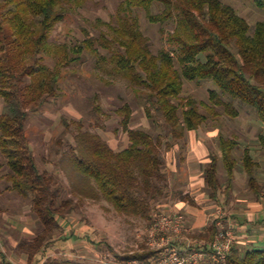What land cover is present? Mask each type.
<instances>
[{
	"label": "trees",
	"instance_id": "16d2710c",
	"mask_svg": "<svg viewBox=\"0 0 264 264\" xmlns=\"http://www.w3.org/2000/svg\"><path fill=\"white\" fill-rule=\"evenodd\" d=\"M86 1L0 0V96L4 101L0 154L10 168L5 178L11 189L31 199L32 210L43 226L32 240L18 245L31 264H75L70 258L50 253L53 244L66 246L68 238L57 237L56 232L77 203L71 197L63 198L64 187L54 173L40 170L30 146L27 120L30 112L41 110L61 95L65 69L82 59L85 51L98 66L110 64L115 74L129 82L147 116L154 120V113L160 114L166 126V134L131 127L133 109L126 104L121 110L125 112L122 123L129 144L117 151L100 133L84 130L79 122L69 161L82 183L80 192L84 198H104L119 213L151 224L170 187L163 149L183 146L187 131L197 130L222 112L238 117L236 101L250 106L264 126V21H258L252 31L248 20L223 0H121L107 23L108 36L87 31L78 43L54 44L52 31ZM257 4L264 7V0H257ZM156 5L160 10L155 13ZM140 10L149 21L163 25L166 47L159 54L153 52L150 38L140 27ZM165 26L172 29L165 32ZM48 58L54 61L53 66ZM205 79L213 80L219 88L209 89L207 101L184 95L185 81ZM63 122L68 126L65 117ZM218 144L227 177L225 190L229 192L240 143L220 133ZM259 144L264 146V132ZM242 163L251 189L260 196V163L250 148L245 149ZM204 173L215 198L226 183L216 155ZM217 232L218 227L212 224L197 236L210 244ZM154 253L146 249L120 259L149 258ZM0 258L2 264H14L1 248ZM227 264H264V249L241 250L233 244Z\"/></svg>",
	"mask_w": 264,
	"mask_h": 264
},
{
	"label": "rangeland",
	"instance_id": "374dc122",
	"mask_svg": "<svg viewBox=\"0 0 264 264\" xmlns=\"http://www.w3.org/2000/svg\"><path fill=\"white\" fill-rule=\"evenodd\" d=\"M120 2L121 0H87L83 7L56 26L51 33L52 42L78 43L85 38L87 31L95 36L102 33L109 35L107 23L112 21ZM223 2L233 6L245 17L252 31L258 21H264V7L258 6L257 0ZM159 10L160 6L156 5L154 12ZM137 13L141 29L150 38L153 52L159 54L166 47V39L161 32L163 25L149 21L144 11ZM164 29L168 32L172 27L165 26ZM101 51L107 55L105 49ZM48 62L53 66L52 58H48ZM104 64L98 66L96 59L85 51L82 59L65 69L61 80V95L50 99L41 110L30 112L27 120L30 146L40 170L54 173L64 187L63 198L71 197L77 203L76 210L61 220L63 227L56 232L57 237L64 239L74 236L72 245L61 247L53 244L50 253L70 258L75 264H129L138 257L127 260H121L120 257L133 256L149 249L146 241L149 224L144 219L119 213L104 198H84L80 192L82 183L74 174L69 161L71 148L76 144L79 122L81 121L84 130L100 133L115 150H121L129 144L122 123L125 112L121 109L129 104L133 109L131 127L166 134L161 115L154 113V120H151L129 82L115 74L110 64ZM209 89L219 90L211 79L185 81L184 95H196L201 101H207ZM235 106L240 111L238 117L233 118L222 112L217 119L209 118L203 125L209 128L215 126L226 137L239 139L240 148L235 150L238 159L236 175H246V178L242 176L238 182L241 185L237 189L239 197L247 199L243 202L245 205L253 200L264 204V146L259 144V136L264 132L263 122L250 106L240 101H236ZM63 117L68 126L64 124ZM246 148H250L252 156L260 163V196L251 189L243 167L242 158ZM168 151L163 149L166 157ZM9 172L10 168L0 154V248L14 264H31L28 254L21 252L18 245L21 241L32 240L42 232L43 226L32 210L31 199L24 198L11 189V184L5 178ZM220 176L227 185L226 175ZM263 220L264 216L261 223L263 235L249 248L264 249ZM249 227L258 228V222H249ZM235 245L241 250L246 247L239 243ZM1 260L0 258V264Z\"/></svg>",
	"mask_w": 264,
	"mask_h": 264
},
{
	"label": "crops",
	"instance_id": "0c3cea01",
	"mask_svg": "<svg viewBox=\"0 0 264 264\" xmlns=\"http://www.w3.org/2000/svg\"><path fill=\"white\" fill-rule=\"evenodd\" d=\"M3 102V98L0 96V112ZM220 133L215 126L209 128L206 125H201L197 130L187 131L186 141L183 146L175 144L168 151L166 171L170 187L167 195L158 203L157 211L158 213H183L186 218V224L190 228V232L185 233L183 237L189 240L198 239L202 241L205 240L198 237L197 234L212 224L219 228L218 214L222 212L223 220L226 224L234 226L236 230H242L241 232L237 230L238 236L234 244H244L246 245L244 249H246L255 241L260 240L263 235V225L261 223L262 216H264V204L259 200H253L248 201L245 205L243 202H246L247 199L239 197L237 189H240L241 185L238 182L242 179V176L246 178V175L237 176L235 174L229 192L225 190L227 185L224 183L223 189L218 196L215 198L211 197L204 171L206 165L211 162L212 156L216 155L219 158V172L222 176L226 175L222 152L218 144ZM229 200L233 202H229ZM249 222L254 224L258 222L259 227L250 229ZM73 237L65 242L66 246L72 245ZM186 241L176 240V244L179 247H184L187 243ZM147 250L155 251L154 255L149 258L138 259L151 261L158 255V250L150 247ZM207 262L212 264L211 260Z\"/></svg>",
	"mask_w": 264,
	"mask_h": 264
},
{
	"label": "built area",
	"instance_id": "2783aa9c",
	"mask_svg": "<svg viewBox=\"0 0 264 264\" xmlns=\"http://www.w3.org/2000/svg\"><path fill=\"white\" fill-rule=\"evenodd\" d=\"M218 215V232L208 244L202 240L183 237L190 232L183 213H157L147 228L146 235L148 246L158 250V255L151 261L133 259L129 264H208V260L212 264H227L238 235L234 226L224 222L223 213L219 212ZM176 240H187V243L184 247H179Z\"/></svg>",
	"mask_w": 264,
	"mask_h": 264
}]
</instances>
